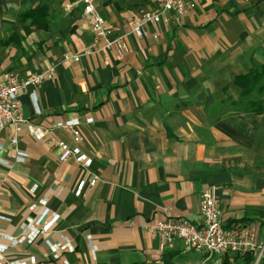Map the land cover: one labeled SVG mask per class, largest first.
Masks as SVG:
<instances>
[{
    "label": "crops",
    "instance_id": "obj_1",
    "mask_svg": "<svg viewBox=\"0 0 264 264\" xmlns=\"http://www.w3.org/2000/svg\"><path fill=\"white\" fill-rule=\"evenodd\" d=\"M74 1L45 0L43 30L17 16L41 0H0V39L21 37L0 49V81L56 71L36 89L40 113L32 88L20 91L29 124L0 133V264H255L253 255L186 252L180 239L162 244L149 226L168 217L200 226V196L212 189L224 226L250 228L264 245V96L243 99L236 81L264 64V0H197L189 14L148 24L143 38L130 21L153 0H95L111 38L125 36L122 59L94 52L82 7L66 10ZM75 118L89 168L61 162L31 134L52 129L74 146L56 124ZM93 174L98 184L77 197Z\"/></svg>",
    "mask_w": 264,
    "mask_h": 264
},
{
    "label": "built area",
    "instance_id": "obj_2",
    "mask_svg": "<svg viewBox=\"0 0 264 264\" xmlns=\"http://www.w3.org/2000/svg\"><path fill=\"white\" fill-rule=\"evenodd\" d=\"M155 8L141 13L140 19L130 21L132 32L139 38L146 36L145 28L148 24H160L166 14L172 13L183 16L191 13L197 6V0H153ZM73 7H82L83 17L89 25L93 35V43L96 53L115 49L118 57L122 59L127 51L125 36L112 39L114 27L107 22L96 8L95 0H75L73 4L67 6L66 10ZM66 59H70L66 56ZM79 61V56L72 57ZM55 68L45 72L33 74L27 79L20 78L19 74L9 76L6 80L0 81V133L8 126H19L29 121L23 115V108L20 101V91L29 92L33 105L38 109L37 88L46 80L55 79ZM88 124L93 123V119L87 120ZM81 122L78 119H71L56 124V128L64 130L73 136L74 146L53 136V130L47 128L31 127V134L39 140L46 141L47 144L61 152L60 161L66 162L75 159L85 168L92 165V159L83 153L79 144L82 141ZM12 143L17 151V159L24 162L28 155L18 151L17 139L13 136ZM100 181L99 176L92 175L90 181L81 180L75 191L77 197H83L86 187L94 188ZM202 224L196 226L182 217H168L163 221L152 224L149 229L160 239L162 244H172L176 239L182 240L186 252H204L210 256H225L234 254L245 257L253 255L255 264H263L264 245H259L254 232L247 227H225L223 223V213L217 205L215 192L212 189L203 191L199 202ZM48 212H45L47 215ZM40 224V221L37 223ZM51 223L45 227L49 229Z\"/></svg>",
    "mask_w": 264,
    "mask_h": 264
},
{
    "label": "trees",
    "instance_id": "obj_3",
    "mask_svg": "<svg viewBox=\"0 0 264 264\" xmlns=\"http://www.w3.org/2000/svg\"><path fill=\"white\" fill-rule=\"evenodd\" d=\"M21 25H29L30 27H36L38 29L47 30L49 28V19L51 17L50 8L46 4L45 0H41L36 7L25 10L20 15ZM21 37L14 34L12 38L8 40L0 39V49L9 47L13 43H18ZM237 84L242 89V98L247 99L256 94L258 99L256 103H260L264 96V64L260 68L252 69L248 74L240 76L236 79ZM252 260V259H251ZM169 264V263H165Z\"/></svg>",
    "mask_w": 264,
    "mask_h": 264
},
{
    "label": "rangeland",
    "instance_id": "obj_4",
    "mask_svg": "<svg viewBox=\"0 0 264 264\" xmlns=\"http://www.w3.org/2000/svg\"><path fill=\"white\" fill-rule=\"evenodd\" d=\"M22 13V11L20 10V11H18L17 12V16H20V14ZM6 16H8V15H6ZM12 16H13V14H12ZM13 27V26H12ZM13 29V28H12ZM1 35V34H0ZM260 245V244H259Z\"/></svg>",
    "mask_w": 264,
    "mask_h": 264
}]
</instances>
